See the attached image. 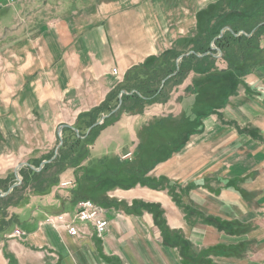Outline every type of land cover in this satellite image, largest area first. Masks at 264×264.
<instances>
[{
	"label": "crops",
	"instance_id": "crops-1",
	"mask_svg": "<svg viewBox=\"0 0 264 264\" xmlns=\"http://www.w3.org/2000/svg\"><path fill=\"white\" fill-rule=\"evenodd\" d=\"M14 3L19 23L0 43L1 178L16 169L12 160L23 158L22 146L13 141L22 110L30 121L73 125L104 103L135 66L169 52L188 53L220 16L234 8L248 13L264 0H6ZM188 87L192 84L176 87L172 100L147 106L142 115H123L96 140L90 162L105 159L104 171L114 172L121 168L116 163L121 152L141 146L152 151L146 144L153 141L149 125L161 118L179 120L185 99L179 113L172 109L178 107L176 95L182 98ZM193 105L194 100L190 109ZM222 112V120L207 118L188 145L168 149L148 166L146 186L96 182L98 189L87 193L82 168L62 176L76 178L80 191L100 201L110 222L104 240L73 238L44 224L48 214L75 210L78 195L56 190L12 210L24 235L0 243V264H264V65L244 77ZM226 121L252 128L254 145L232 143L236 129L220 127ZM170 134L160 127V143L167 145ZM147 152L136 153L135 165L124 168V174L136 176L132 182H142L139 169L147 164ZM154 179L181 194L149 187ZM156 205L165 230L150 211Z\"/></svg>",
	"mask_w": 264,
	"mask_h": 264
},
{
	"label": "rangeland",
	"instance_id": "rangeland-1",
	"mask_svg": "<svg viewBox=\"0 0 264 264\" xmlns=\"http://www.w3.org/2000/svg\"><path fill=\"white\" fill-rule=\"evenodd\" d=\"M7 1L13 3V0H11V1L7 0ZM0 2H1L0 3V43H2V41L4 39H6V37L9 38V37L13 36V34L15 32L14 30L19 23V12L15 8V3L13 5H7L6 0H0ZM223 25H226L225 22H223V21H222V24H220V26H218L219 28H216L217 25H213V29L211 32L212 34L210 35V38H213L217 34V32L220 33L217 38H215L213 41H211V46L216 51L215 53L201 52L200 49H205V48L207 49V48H209L208 46H210V45H208V43L206 41L204 44H202L204 46L201 45L202 48H199V52H195V49L193 48L188 53L184 52V51L180 52V53H175V52L167 53V54H174L177 58H175L176 60H172L173 58H164L162 60V62L160 61L158 63L159 65H157V66H159V69L161 68L160 71L157 70L158 67H154V65H155V64H153L154 60L160 59V58L166 56V54L159 56V57H152L150 59H147L143 64H140V65L134 67V68H136V67L142 66L145 63H152L150 66H148V67H151L150 70H152L151 71L152 75L150 76L149 81H150V79L154 81L155 79H157V76L160 75L159 73L162 72V70L164 68H169L170 67L169 65L176 64L177 70L174 71V73H172L165 80L162 81V85L160 88V91H162V89L164 87L163 84H165L169 79L175 78L178 75L179 71L181 70V65L183 64V59H185L186 57H189L191 55H196L197 57L203 58V57H206L207 55H212L214 58L219 60L216 64H212L211 63L212 61H210V62L206 61L202 66L201 65L195 66L194 67L195 71L190 72L188 74V76L184 79V81L181 82L180 79L177 78L175 81L171 82V84L169 85L170 87L168 86L169 91L171 90V96L167 102H165V103L156 102L154 104L148 105V106L165 105L170 100H172V93L174 92L176 87L183 85V84L185 87H187V86L192 84V87H190V88L188 87L186 90L183 91L184 93L182 95V98H178V96L176 95V98H177L176 103H178V107L175 108V106L172 105L173 106L172 110H174V113L177 114L180 111L179 106L181 105L180 101L182 99H185V101L187 99L188 102L190 103L187 106H185L184 105L185 101H183L181 117L179 120L176 119L175 117H167V118H161V120L156 119V121L155 120L152 121V124L149 125L150 128H152V129H150V131L152 132L153 141L151 144H149V143H146V144H148V146L150 145L152 151L149 150V152H147V149H145V148L143 149L141 146L139 148L135 147L134 149H132L130 151L127 150V153L124 151L121 152V156L119 159H117V162H116L117 164L120 165L121 168L116 169V171H114V172H112L111 170H110V172L104 171L107 169L106 165H103L104 164L103 161H105V159L101 160V166H99V164H96V163H94V165L91 164L92 162H90V160H91V158H93L92 148L95 145L96 140L99 138V136L102 134L103 131H105L109 127L115 125L121 119V117H120L114 124L106 127L104 130L99 132V135L95 139V142L90 149L91 157L89 160L87 159L88 161L84 160L85 159V157H84L83 160L81 161V165L79 166V168L68 169L63 174L60 173L61 174L60 175L61 182L58 184L57 187H55L52 190V192L56 191V190L64 191V190L68 189V190H71L72 193L77 194L79 196L80 200H81V198L89 199L92 201L95 200L94 202L101 207V205L99 204L100 201L91 198L92 196L87 194V193H92V189H98L99 186L94 187L96 182L98 185H100V187H101L102 183H104L105 181H107V182L110 181V182L114 183L113 185H117V186L119 185L121 187H134L135 185H139V184L146 186V184H143V183H144L145 177L147 176V174L149 175V172H150V170L147 168L148 166L155 165L156 164L155 162L157 160H159L158 158L165 157L166 152H168V154L170 153V151H169L170 149H174L176 147L178 148L180 146L185 147L186 145H188L190 139L192 138L193 133H202V129L204 128V123L206 122L207 118H211L212 116L214 118H216L218 116L220 118L219 120H222L221 119L222 115H223L222 111L225 109V107H227L230 98H233V96L238 93V90L240 89V86L242 84V80L245 77V76L243 77V75H241V74H240L241 76L239 74H236L235 71H234V73L229 72V71L221 72V71H224L227 69V64L224 62H221V60H220L222 58L223 54H222V52L217 50L216 41H217V39L222 38L226 34V32H233L229 26H223ZM204 27L205 26L201 27L200 33L202 32ZM209 27L212 28V26H208V28ZM256 30H257V28L255 30H252V34H254L256 32ZM244 32L242 31V32H240V34H245ZM2 52H3V50L1 49L0 53H2ZM262 54L264 55V51ZM235 55L236 54H234V53L232 54V56H235ZM247 55L250 58L243 63V66H244V68H247L248 71L253 68V67L250 68L252 63L257 62V64H259L260 62H262L264 60L263 57L261 56V54H257L255 52H250L249 54L247 53ZM13 60H14L13 57L11 59H9V61H13ZM184 61L187 63L184 64L182 66V68H186L184 66L191 64V62L187 61L186 59ZM207 62H208V64H207ZM205 65H208L207 68L204 67ZM232 66H234V64H232ZM235 66H236V69L242 68L241 64H239V63H236ZM215 67L217 69H215ZM134 68H132V69H134ZM171 69L172 68H170V70L169 69L168 70L172 71L173 69L172 70ZM131 70H129V71H131ZM254 70H251L250 73L253 72ZM129 71L127 72V74L129 73ZM192 73H194V74H192ZM250 73H248L247 75H249ZM114 74L118 75L117 72H114ZM127 74H126V76H127ZM126 76L122 79L119 78V85L114 90H116L119 86H122L124 84V82L126 80ZM139 79H140L139 77L135 78L133 80L131 86L133 87L134 85H137V82H140ZM178 81H180L181 83H178L179 85H175ZM140 84L141 83H139L137 86H139ZM123 92H124V94L122 95V98L120 99L121 94ZM137 92L138 91L132 90V91H130V93H128V90H126V89L122 90L119 94V102H118V105H116L115 109L112 110L111 112L102 113L101 118L98 120V122H96L88 131L83 129L84 125L88 123L87 122L88 119L80 120V117H79L73 125L65 124L66 122H61V120H59V119L54 120V121H49V122H46L45 120H43V121H30V119L32 118L30 113L22 110L21 119H19L17 124L15 123V126H16L15 127V130H16L15 134L17 135V138H15V140L13 139V141H14V146L16 148H18L19 146H22L23 158L20 159L17 156V158H16L17 160L16 159H15V161L12 160L13 164L18 163V165L16 164L17 165L16 169H12L11 172L9 174H7L6 176H4L2 178L0 177V179H2V180H7L6 182H4L5 183L4 185H6L7 187L6 188H4L3 186L0 187V196L1 195H4V197L8 196L12 191H14L15 188H21L19 191V194H17V198L19 196L20 197H30L31 196L30 197V200H31L33 197H42V196H36V194L34 193L37 191V188H39L40 185L36 182L35 179L34 180L32 179L33 175H31L29 170L34 171V172H41V170L43 169V167L46 164L51 163L52 161L56 160L60 156V153H61L60 150L64 144V130L67 128H71V129H74L75 132L77 133V135H80L82 138H84L82 135H86L85 138L89 137L92 132L93 133L98 132L97 128L100 125H103L105 120L111 118L116 113H118V111L121 109V107L123 105V102H124L123 97L124 96L137 94ZM110 94L108 95V97L110 96ZM176 94H178V91L176 92ZM108 97L106 99H108ZM193 100H194V105L190 109V106L193 103ZM120 101L122 102V104H121L120 108L118 110H116L118 108V106L120 105ZM127 103H129V102L127 101ZM98 107L99 106H97L96 108H98ZM146 108H147V106H146ZM145 109L142 113L136 114V115L144 114ZM124 115H127V114H124ZM129 116H134V115H129ZM228 123L229 122L226 121L225 123H223L224 125H221V126L217 125V126H220L222 128H225V129H231V128L236 129V132L234 133L236 136L231 137L232 143H239V142L244 143V142H246L247 144L254 145V141H253L254 140V135H253L254 131L252 128L249 127L247 129L246 128L245 129H238V128H236V126L228 124ZM217 124H219V123H217ZM225 125H227V126H225ZM62 126H66V127L61 129ZM78 126L83 129L82 133L78 130ZM160 127L168 129V131H170V133H171L170 134L171 137H170V135L167 136V138H168V140H167L168 144L167 145H164L163 143H160V141H159L160 135H158V129H160ZM216 128H219V127H216ZM60 129H61V132H60ZM12 130H13V128H12ZM153 131L154 132L156 131L157 134L156 133L153 134ZM171 131L172 132L174 131V132L172 133ZM187 134H189L190 136H188ZM93 137H94V135H93ZM219 137L221 138L222 136H219ZM136 140H137V138H135V141ZM136 142H138V141H136ZM158 144H160V146H157ZM69 146H70V144H69ZM36 148H39V150H37V152L31 153ZM80 148H81V146L77 147L76 145H74V146L72 145L71 150L69 147V149L67 151H63L61 153L62 161L74 162L73 153L76 152L78 154L77 151H79ZM162 148L165 149L164 152H161ZM146 152L150 153L149 157H152V159L149 157L146 158L145 160L147 161V164L145 165V167L142 170L139 169V172L141 175L140 179L142 180V182H138V181H137L138 183H136V181L132 182V179L136 176H134V175L132 176V174H124V172L126 171L124 168L135 165L136 153H139V154L142 153L144 156H146ZM52 154H53V156H52ZM4 155H7V154H4ZM9 158H8V160H9ZM37 158L40 160L36 161ZM25 163L28 165L23 166L22 168L18 169L21 164H25ZM96 166H99V167H96ZM101 167L103 169H101ZM26 168H28V170ZM81 168L83 169V172L81 174H84V176H87L85 179L83 178V183L86 182L84 187H85L87 193H85L83 191H79V190L74 191L76 188V182H78L76 178H75V181H73V180H62V176L64 174H66L67 172H75ZM17 169H18V173H16ZM121 173H123V175H121ZM111 174H113V175H111ZM49 176H51L50 173H49ZM51 177H54V176H51ZM78 178H79V175H78ZM124 180H126V182H123ZM154 180L155 181H151V184H149V187H153V188H157V189L161 188V187L162 188L170 187L171 191H169V192H172V193L177 194V195L181 194L180 192L182 190H180V188L178 191V188L172 186L168 182L166 183V181H164V180H158V179L157 180L154 179ZM70 181H73L72 186H70L68 188L63 187L62 184L64 182L66 183V182H70ZM11 189H12V191L10 192ZM8 192H10V193H8ZM51 193H49V194H51ZM44 196H46V195H44ZM79 199H77V197H76L75 204L78 203ZM30 200H29V202H30ZM75 207H76V205H75ZM151 207H154L153 211L158 212V216L160 217V218L159 217L158 218L161 221V222H159V224L162 223V225H164L163 224L164 221H163L161 213L159 211V206L156 205V206H151ZM16 208H18V207H16ZM16 208L10 207L8 210L9 214L15 215L12 213L13 212L12 210H14ZM62 213H64V212H62ZM62 213L48 214L45 217V220L47 219L48 216H57V215H60ZM103 216L107 219V217L105 216V213H104V209H103ZM17 224H18V221H17ZM50 227L54 228L53 226H50ZM14 229H16V226L14 227ZM54 229H56V228H54ZM16 230H19V229H16ZM91 231H92V228H91ZM14 232L12 234L7 235L6 240L12 239L10 237H11V235L14 234ZM92 235L94 237H96L93 234V232H92ZM15 238H22V236L21 237H15ZM73 238H76V237H73ZM13 239H14V237H13Z\"/></svg>",
	"mask_w": 264,
	"mask_h": 264
},
{
	"label": "trees",
	"instance_id": "trees-1",
	"mask_svg": "<svg viewBox=\"0 0 264 264\" xmlns=\"http://www.w3.org/2000/svg\"><path fill=\"white\" fill-rule=\"evenodd\" d=\"M222 21L225 22L226 25L223 26H229L233 32H226V34L222 37L217 39L216 44H217V50L222 52V58L220 59L221 62H224L227 64V69L221 72H233L235 71L236 74H241L246 76L248 73H250L251 70L256 69L257 67H260L264 65V60L257 64V62H254L251 64L252 68L251 70L248 71L247 68H244L243 63L247 61L250 57L247 55L250 52H255L257 54H261V56L264 59V55L262 54L264 51V3L261 4L257 9L252 10L248 13H244L243 11H239L237 9H232L230 13L220 16L219 19H217L216 23L214 25H217L216 28H219L220 24H222ZM256 30L254 34H252V30ZM212 28H208L205 31L204 36L198 41V44L196 47H194L195 52H199V48H202V44H204L206 41L208 43L209 48L205 49H200L201 52L205 53H215L216 51L212 48L211 46V41H213L215 38L218 37L220 33L217 32V34L213 37L210 38V35L212 34ZM248 30V31H247ZM244 32L245 34H240V32ZM202 45V46H201ZM207 46V45H206ZM228 48V49H227ZM230 48V49H229ZM232 48V49H231ZM172 53V52H169ZM236 54L235 56H232V54ZM232 57H231V56ZM174 54H166V56L154 60V67H158V71L161 70L159 69L158 63L164 59V58H173L172 60H176V56L174 57ZM190 61L191 64H188L187 66H184L186 68H182L185 62L184 60ZM183 59V64L181 65V70L179 71L178 75L175 78L169 79L160 91L162 81L165 80L167 77H169L174 71L177 70L176 64L169 65V68H164L162 72H158L160 75L157 76V79L154 81L149 78L152 75V70L150 66L152 63H145L142 66L136 67L129 71V73L126 76V80L122 86H119L116 90H114L108 99L104 103L101 104L98 108H94L90 112L84 113L80 116V120H87V124L84 125L83 129L84 130H89L98 120L101 118V114L104 112H111L112 110L115 109L116 105H118L119 102V94L122 90H128V93L130 91L135 90L138 91L137 94L133 95H126L124 96V102L121 107V109L116 113L114 116L111 118L105 120L103 125H100L97 128L98 132H92L91 135L87 138L86 135H82L84 138H82L80 135H77L74 129L67 128L64 130V144L61 148V153L63 151H67L70 147V150L72 149V145H76L77 147H80V150L73 153V160L66 162L62 161L61 153L60 156L52 161L49 164H46L41 172H34L29 170L31 173L32 179L36 180V182L40 185L39 188H37V191L34 192L36 196H44L48 195L49 193L52 192V190L58 186V184L61 182L60 175L63 174L65 171L68 169H77L81 165V161L85 157L84 160H89L91 157V147L95 142V139L99 135V132L104 130L106 127L111 126L114 124L122 115L127 114V115H136L140 114L144 111L146 106L149 104H154L156 102L160 103H165L169 100L171 96V90L169 91L168 86L171 84V82L175 81L177 78L180 79V81H184V79L188 76L190 72L195 71L194 67L197 65H203L206 61L210 62L212 64H216L219 60L214 58L212 55H207L206 57L200 58L197 57L196 55H191L189 57H186ZM207 62V64H208ZM195 63V64H194ZM239 63L241 64L242 68L241 69H236L235 64ZM234 64V66H232ZM208 65H205L204 67L207 68ZM170 68H172V71H169ZM169 69V70H168ZM215 69H217L215 67ZM236 69V70H235ZM206 70V69H205ZM154 74V73H153ZM155 75V74H154ZM240 75V76H241ZM140 78L139 81L137 82V85L141 83L139 86L134 85L133 87L132 82L135 78ZM178 81L175 85H179L178 83H181ZM173 84V83H172ZM170 87V86H169ZM194 87V86H193ZM142 93V94H141ZM140 94V95H139ZM143 97H142V96ZM147 99H146V98ZM127 101L129 103H127ZM114 105V106H113ZM80 122V121H79ZM81 127L78 126V130L82 133L83 130ZM84 133V132H83ZM94 135V137H93ZM70 144V146H69ZM53 156V154H52ZM45 157V156H44ZM43 158V157H42ZM40 159L37 158L36 161ZM87 160V161H88ZM91 164L94 165V162ZM96 164H101V162H97ZM40 166V165H39ZM28 170V168H26ZM24 170V169H23ZM57 170V171H56ZM49 173L51 177L49 176ZM61 173V174H60ZM7 180H2L0 179V187L6 188L7 186L4 185ZM21 188H15L14 191H12L8 196H0V243L4 240H6V236L11 234L14 230V227L17 224L18 218L15 215H10L9 214V208L10 207H24L29 203L30 197H18L17 194H19ZM23 189V188H22ZM80 191V186L78 182H76V188L74 191ZM79 199V196L77 197ZM84 199V198H81ZM80 200V199H79ZM76 201V199H75ZM95 201V200H94ZM153 208H151L150 211L153 212V215L156 220V224L161 228V229H166L165 228V223L164 225L159 224L160 217L158 216V212L153 211ZM159 217V218H158ZM9 257V255H8Z\"/></svg>",
	"mask_w": 264,
	"mask_h": 264
},
{
	"label": "built area",
	"instance_id": "built-area-1",
	"mask_svg": "<svg viewBox=\"0 0 264 264\" xmlns=\"http://www.w3.org/2000/svg\"><path fill=\"white\" fill-rule=\"evenodd\" d=\"M62 185L68 188L73 185V181L64 182ZM75 205L73 212L48 216L44 224L53 226L56 229L66 230L72 237L87 238L93 232L98 239L104 240L110 232V222L103 216L102 207L89 199H81ZM90 228H92V231ZM23 235V232L16 230L11 237H23Z\"/></svg>",
	"mask_w": 264,
	"mask_h": 264
},
{
	"label": "water",
	"instance_id": "water-1",
	"mask_svg": "<svg viewBox=\"0 0 264 264\" xmlns=\"http://www.w3.org/2000/svg\"><path fill=\"white\" fill-rule=\"evenodd\" d=\"M181 59V58H180ZM164 85V84H163ZM124 94V92L121 94V97H120V99L122 98V95ZM122 101V100H121ZM120 101V105L118 106V108L116 109V110H118L119 108H120V106H121V104H122V102ZM64 127H66V126H62L61 127V129H63ZM61 129H60V132H61ZM28 164H21L20 166H19V168L18 169H20V168H22L23 166H27ZM18 169H17V172L16 173H18ZM13 189V188H12ZM12 189L10 190V192L12 191ZM10 192H8V193H10ZM1 196H4V195H1Z\"/></svg>",
	"mask_w": 264,
	"mask_h": 264
}]
</instances>
